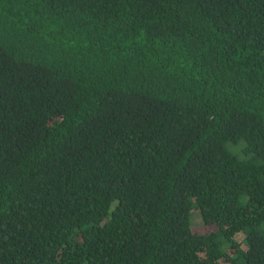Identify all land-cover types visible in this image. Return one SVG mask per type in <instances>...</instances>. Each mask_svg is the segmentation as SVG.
Masks as SVG:
<instances>
[{
  "label": "trees",
  "instance_id": "obj_1",
  "mask_svg": "<svg viewBox=\"0 0 264 264\" xmlns=\"http://www.w3.org/2000/svg\"><path fill=\"white\" fill-rule=\"evenodd\" d=\"M0 264H264V0H0Z\"/></svg>",
  "mask_w": 264,
  "mask_h": 264
},
{
  "label": "rangeland",
  "instance_id": "obj_2",
  "mask_svg": "<svg viewBox=\"0 0 264 264\" xmlns=\"http://www.w3.org/2000/svg\"><path fill=\"white\" fill-rule=\"evenodd\" d=\"M200 222H201V221H200V218H196V219H195V223H196V224H199Z\"/></svg>",
  "mask_w": 264,
  "mask_h": 264
}]
</instances>
